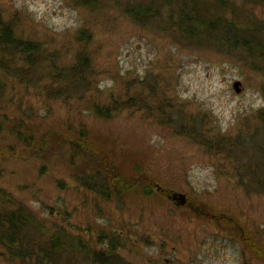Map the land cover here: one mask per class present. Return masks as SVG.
Segmentation results:
<instances>
[{"label": "rangeland", "instance_id": "rangeland-1", "mask_svg": "<svg viewBox=\"0 0 264 264\" xmlns=\"http://www.w3.org/2000/svg\"><path fill=\"white\" fill-rule=\"evenodd\" d=\"M137 1L148 2L108 0L91 11L73 0H0L1 19L15 35L58 53L63 64H70L81 47L78 31H90L87 50L93 66V89L84 93V100L76 93L57 97L45 91L46 82L35 84V74L16 78L10 70L22 62L10 63L7 71L0 68V119L5 126L0 189L24 204L45 228L62 227L86 242L102 235L106 241L118 237L123 244L118 254L132 264H264V196L246 193L227 178L221 155L208 153L184 133L193 128L203 136H233L254 122L264 108V71L254 69L255 52L249 56L208 39L188 41L168 30L164 21L136 24L122 7ZM244 3L235 0L240 17L235 20L252 33V21L264 22V2ZM220 13L234 15L230 9ZM128 81L133 83L128 95L140 99L137 107L108 120L86 109L88 98L106 103L109 96L123 97ZM234 81L241 83L239 93L233 90ZM168 114L174 125L167 123ZM18 121L35 136L45 135L46 142L39 148L18 144ZM80 124L118 160L134 153L154 185L169 194L184 193L191 205L176 206L155 187L156 196L133 195L123 203L103 202L83 189L65 143L55 141ZM50 135L55 138L48 139ZM231 219L236 229L228 224ZM0 264L18 262H9L0 247Z\"/></svg>", "mask_w": 264, "mask_h": 264}, {"label": "trees", "instance_id": "trees-1", "mask_svg": "<svg viewBox=\"0 0 264 264\" xmlns=\"http://www.w3.org/2000/svg\"><path fill=\"white\" fill-rule=\"evenodd\" d=\"M73 2L76 6L91 11L109 3L108 0ZM242 2L261 5L264 0ZM234 4L235 0H148L126 3L122 11L133 22L142 26L164 21L168 30L173 29L172 33L188 41L208 39L214 46L242 50L249 56L255 52L257 62L254 63V69L264 71V22L252 21V33H249L246 27H238L242 24L235 20V16H239ZM165 8L167 14L162 15V9ZM228 9L234 14L232 18H226L220 13ZM258 33L261 35L257 36ZM76 37L82 43L81 47L70 64H63L58 53L45 52L37 41L16 36L10 23L3 21L0 16V68L7 71L10 63L22 62L24 65L16 63L10 70L16 78L24 77L27 72L30 75L35 74L39 78L35 84L46 82L45 91L49 90L57 94V97L66 93L76 96L71 94L76 93L84 100V93H90L93 89V66L87 50L92 34L86 29H81ZM257 64L262 67L256 68ZM132 84V81L126 82L123 97L109 96L106 103L88 98L85 101L86 109L95 117L108 120L122 110L137 107L140 99L128 95ZM261 91L264 96V85ZM167 116V123L174 125L170 120L172 114ZM248 123L233 136L208 137L201 133L196 134L193 128L184 133L194 137L193 142L203 146L208 153L221 155L227 165V178L235 180V184L246 193L264 196V108L257 111L254 122L250 125ZM17 125L14 134L18 144L39 148L46 142L45 135L40 133L35 136L32 128L24 125V122L18 121ZM4 130V120L0 119V136ZM64 132H68V129ZM89 133V130L80 124L70 135L65 134L57 138L48 136L50 140L55 138L56 142L65 143L73 174L83 189L106 203H123L133 195L137 199L156 196L153 192L155 185L151 179L152 175L145 171L143 160L133 158L132 152L118 160L110 151L106 153L104 146L96 145ZM157 193L167 200L168 190L161 188ZM186 205H191V202L188 200ZM231 221L228 224L236 229L233 226L235 220ZM102 237L103 235L95 242H86L84 238H78L62 227L45 228L24 204L0 189V247L6 250L9 262L16 260L18 264H132L118 254L123 247L118 237L111 235L107 241ZM247 243L250 244V241Z\"/></svg>", "mask_w": 264, "mask_h": 264}, {"label": "water", "instance_id": "water-1", "mask_svg": "<svg viewBox=\"0 0 264 264\" xmlns=\"http://www.w3.org/2000/svg\"><path fill=\"white\" fill-rule=\"evenodd\" d=\"M232 87L235 93L241 91V83L239 81H234ZM155 188L157 191L161 190V187L157 184L155 185ZM167 199L173 201L176 206H184L187 202L186 195L180 192H170V194L167 195Z\"/></svg>", "mask_w": 264, "mask_h": 264}]
</instances>
